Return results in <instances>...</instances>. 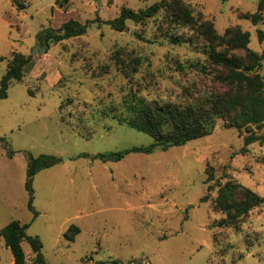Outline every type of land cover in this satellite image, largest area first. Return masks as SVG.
Returning a JSON list of instances; mask_svg holds the SVG:
<instances>
[{
  "label": "rangeland",
  "instance_id": "1",
  "mask_svg": "<svg viewBox=\"0 0 264 264\" xmlns=\"http://www.w3.org/2000/svg\"><path fill=\"white\" fill-rule=\"evenodd\" d=\"M158 1L0 0V78L13 55L32 61L0 100V229L11 221L27 224L26 235L40 239L48 264H264V144L240 153L253 127L238 132L217 119L210 135L164 152L130 153L119 162L92 158L153 142L120 120L130 114L125 100L132 95L184 105L230 91L220 79L225 70L208 58L201 21H212L220 36L227 28L248 32L247 48L264 53L258 38V31L264 37V10L257 25L242 19L256 12L259 0H181L193 16L189 24L163 11L126 21L123 31L103 23L122 6L137 11ZM96 18L101 22L89 24L84 35L31 55L42 30ZM213 49L245 60L244 50L222 42ZM257 72L264 82V66ZM27 154L58 159L33 179L35 219L24 188ZM226 182L263 202L236 229L212 228L226 219L214 206ZM22 248L25 263L33 264L25 241ZM0 264H13L1 239Z\"/></svg>",
  "mask_w": 264,
  "mask_h": 264
},
{
  "label": "trees",
  "instance_id": "2",
  "mask_svg": "<svg viewBox=\"0 0 264 264\" xmlns=\"http://www.w3.org/2000/svg\"><path fill=\"white\" fill-rule=\"evenodd\" d=\"M17 10L24 9L23 4H15ZM264 10V0H259L257 10L254 14L243 15L242 19L249 20L253 25L261 20ZM164 12L175 22L192 23L188 5L181 0H159L147 8L133 11L122 6L118 15L111 20L104 21L115 31H123L125 22L132 21L140 23L144 20L155 17L159 12ZM101 22L98 18L94 21L80 23L75 20H68L61 24L60 28L44 29L37 39L43 47L49 44L60 43L70 38L79 37L86 33L89 24ZM198 33L201 34L209 45V60L216 66L225 70L226 74L221 77L229 88V92L222 94L209 93L193 103L176 105L170 102L156 104L132 95L131 99L125 100L130 114L120 120L127 126L147 134L153 142L147 147H133L127 150L99 153L92 156L102 162H119L124 156L130 153L150 154L158 148L166 151L170 147L183 146L191 140L210 135L215 127L217 119L225 121V128L235 129L240 132L242 129L253 127L254 130H247L243 136V147L241 154L247 153V147L251 144H264V134L258 135L256 131L264 129V82L257 70L264 66V53L256 54L247 48L250 43L248 32L237 28H227L223 35L216 34L212 21H201ZM258 38L264 39L262 31H258ZM222 42L231 49L244 50L245 60L228 56L225 52H217L213 49L216 43ZM46 51V50H45ZM44 53V52H43ZM32 67L30 56L17 53L7 65L4 75L0 78V100L7 98V90L12 82H20L24 73ZM12 152L7 153L11 158ZM88 157V155H82ZM81 156V157H82ZM261 164L264 166V155L261 157ZM58 163L54 156L39 155L36 157L27 154L24 188L27 192V210L32 214V219L37 217L33 206L32 182L40 171L51 168ZM209 190V188L207 189ZM206 202V197L200 199ZM263 198L246 187L226 182L218 188V196L214 203L215 209L224 213L226 219L212 225V228H234L239 219L245 216L250 210L259 206ZM27 224H20L18 221H11L0 229V239L4 246L10 251L13 264H26L22 243L25 241L31 252L34 254L33 264H48L42 255V244L38 237L27 236ZM78 231V229H74ZM72 238L69 237V241Z\"/></svg>",
  "mask_w": 264,
  "mask_h": 264
},
{
  "label": "built area",
  "instance_id": "3",
  "mask_svg": "<svg viewBox=\"0 0 264 264\" xmlns=\"http://www.w3.org/2000/svg\"><path fill=\"white\" fill-rule=\"evenodd\" d=\"M125 264H151L147 259H132Z\"/></svg>",
  "mask_w": 264,
  "mask_h": 264
},
{
  "label": "water",
  "instance_id": "4",
  "mask_svg": "<svg viewBox=\"0 0 264 264\" xmlns=\"http://www.w3.org/2000/svg\"><path fill=\"white\" fill-rule=\"evenodd\" d=\"M96 2L100 1V0H95ZM41 42L38 40L36 47L34 48V51L32 52L31 55H34L36 53H43L45 51V47L40 48Z\"/></svg>",
  "mask_w": 264,
  "mask_h": 264
}]
</instances>
